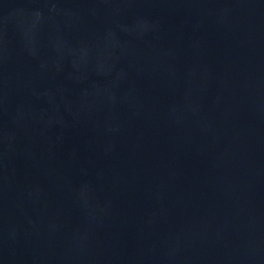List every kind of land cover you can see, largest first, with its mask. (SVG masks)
Here are the masks:
<instances>
[{"label":"water","instance_id":"1","mask_svg":"<svg viewBox=\"0 0 264 264\" xmlns=\"http://www.w3.org/2000/svg\"><path fill=\"white\" fill-rule=\"evenodd\" d=\"M0 264H264V0H0Z\"/></svg>","mask_w":264,"mask_h":264}]
</instances>
